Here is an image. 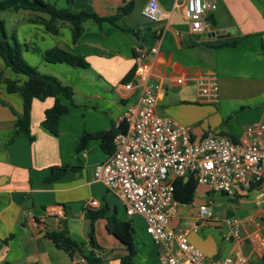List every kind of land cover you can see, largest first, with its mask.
<instances>
[{"label": "crops", "instance_id": "0c3cea01", "mask_svg": "<svg viewBox=\"0 0 264 264\" xmlns=\"http://www.w3.org/2000/svg\"><path fill=\"white\" fill-rule=\"evenodd\" d=\"M147 1L51 0L72 12H95L100 16L114 15L120 6L132 3L131 12L122 21L139 34L140 41L113 24L91 20L84 23V31L75 43L66 23L59 24L56 35L33 22L21 26L16 33L19 42L27 46L22 50L27 62L40 73L56 76L71 86L74 94L72 101L63 99L68 111L59 118L57 134L42 126L44 111L52 106L54 98H34L30 113L33 139L18 136L9 142L16 121L9 106L19 112L22 100L16 93L5 92L0 84V263L86 264L78 253L70 256L57 248L46 232L62 230L84 243L88 251L90 222L86 212L105 205L107 214L93 223L95 239L101 247L97 252L99 264H121L127 254L125 246L106 227V217L114 211L120 220L134 218L130 220L136 254L131 264H160L157 244L151 237L150 241L146 239L138 225L145 224L143 217L127 216L121 199L94 176L95 164L112 154L100 135L126 123L123 113L137 101L139 87L125 88L133 81V74L124 80L131 69L147 67L148 82L161 89L157 111L192 126L194 141L207 131L239 138L247 124L264 119V0H213L216 9L207 14L201 34L190 32L183 17L185 0H157L162 15L156 22L147 21L141 14ZM222 35L239 40L234 45L213 48L203 44ZM52 46L82 54L89 67L45 62V51ZM180 78L182 82H177ZM200 79L217 83L215 99L199 95ZM85 133L92 136L78 150ZM64 166L61 174L48 179L51 167ZM196 191L203 195L198 208H189L194 198L190 204H180L170 226L186 230L189 241L208 258L225 253L248 254L246 241L222 242L211 230L227 231L224 221L230 217L264 218V181L238 187L232 194L213 192L217 195L214 200L206 187L198 185ZM92 199L99 202L98 207H86ZM209 200L213 202L210 205L221 206L218 214L213 213L219 223L215 226L198 222L194 231L199 206ZM60 209L63 216L56 222L55 211ZM249 264H264V254L261 258L251 256Z\"/></svg>", "mask_w": 264, "mask_h": 264}, {"label": "built area", "instance_id": "2783aa9c", "mask_svg": "<svg viewBox=\"0 0 264 264\" xmlns=\"http://www.w3.org/2000/svg\"><path fill=\"white\" fill-rule=\"evenodd\" d=\"M216 9L213 0H185L183 17L192 34H201L207 14ZM149 22L160 20L162 9L157 0H148L141 11ZM158 37L161 31H157ZM156 48H153V51ZM145 65L135 68L133 81L140 89L135 104L127 106L124 131L114 135V149L109 159L94 166V176L124 205L127 216L140 215L145 230L158 246L160 264H249L251 256L264 254V218L230 217L225 219L224 241L244 240L248 254H227L208 258L188 239V232L170 226L177 216L180 203L174 198L176 178L192 176L196 183L212 192L232 194L238 187H248L264 181V119L247 124L239 138L207 131L200 139H192V126L184 125L157 111L161 89L148 82ZM177 82H182L178 79ZM199 95L211 99L218 96V85L211 79L198 80ZM199 206L197 222L219 220L209 210L212 204ZM99 206L89 200L86 207ZM63 211H55L59 222ZM39 227V224H36ZM41 227V226H40Z\"/></svg>", "mask_w": 264, "mask_h": 264}, {"label": "trees", "instance_id": "16d2710c", "mask_svg": "<svg viewBox=\"0 0 264 264\" xmlns=\"http://www.w3.org/2000/svg\"><path fill=\"white\" fill-rule=\"evenodd\" d=\"M133 8L132 3H127L120 6L116 13L111 16H100L95 12H72L68 8L59 7L55 2L46 0H0V10H26L34 14L29 18L30 22L40 23L45 30L51 34H58L60 23L67 24L70 28L71 39L75 43L78 41L84 31V23L88 20L98 24L108 22L119 27L124 32L130 34L137 41L141 40L139 34L132 28L127 27L122 18L129 14ZM46 15V16H43ZM239 37L234 38L227 35L218 36L215 40L204 42L203 44L213 48L223 45H234L238 42ZM26 44L20 43L15 33L8 36L0 22V84H3L5 92L12 94L16 93L21 98L20 111H15L8 103L1 100L3 105H8L10 110L16 117L13 135L9 142L15 137L25 136L30 140L33 136L30 134L31 125V104L34 98L45 99L47 97L54 98L52 106L45 109L42 126L50 132L58 133V122L61 115L68 111L64 100L72 101L74 94L73 88L68 86L56 76L43 74L38 71L35 66L30 65L22 55L23 48ZM137 55V53H135ZM44 61L53 64H67L71 67L86 69L89 64L82 54L75 53L59 46H52L45 51ZM135 68L131 69L124 80H127L133 74ZM127 124L122 123L115 128L111 133L101 134L104 144L111 151L114 149L113 138L119 131H124ZM92 134H84L81 136L78 143V150L85 147ZM236 139V138H235ZM112 143V145H111ZM72 168H77L72 166ZM66 167H51V175L49 180L56 178L61 174ZM174 198L180 204H190L193 201L198 184L189 176L176 178L173 182ZM107 206H102L97 210H87L86 217L89 219V229L87 234L89 250H84V243L77 241L62 230H49L46 232L48 238L52 240L54 245L72 256L78 253L86 264H99L100 257L97 253L101 247L97 243L94 235L93 223L97 218L105 217L107 214ZM107 219L108 232L116 237L126 248L127 254L121 258V264H131L132 258L136 254L134 243V225L130 219L120 220L116 216V212H112ZM5 241V240H3ZM3 241L1 243H3ZM0 264H9L8 261H3Z\"/></svg>", "mask_w": 264, "mask_h": 264}, {"label": "rangeland", "instance_id": "374dc122", "mask_svg": "<svg viewBox=\"0 0 264 264\" xmlns=\"http://www.w3.org/2000/svg\"><path fill=\"white\" fill-rule=\"evenodd\" d=\"M51 2V0H50ZM46 16V15H43ZM29 17L30 13L29 11L26 10H18V11H14V10H0V22L2 23L4 30L6 32V34L8 36H10L12 33H18V30H20L21 26L27 24L29 21ZM29 38L31 39L32 36H29ZM18 40V39H17ZM19 41V40H18ZM32 45V44H31ZM23 58H24V53H22ZM25 59V58H24ZM25 61H27L25 59ZM200 191V190H199ZM199 191H196V195L194 196V201L193 204H191L189 206V208L191 209H195L198 208V202L203 198V195H201V193ZM211 198L214 200L213 197H216L217 195L214 194L213 192L210 193ZM219 209H221V206H214V205H210L209 210L211 212H213L214 214H218L219 213ZM218 211V213H216ZM132 217H128V219H131ZM134 220V218H132V221ZM139 227L142 228L141 230L143 231L144 234H146V239H148L150 241V235L146 232L145 230V224L142 222L138 223ZM201 233V231H199ZM211 232L214 234V236L220 241H223V239L221 238V232H218L217 230H211ZM226 232V231H224ZM227 244V243H225ZM227 255L226 253L221 255V256H225Z\"/></svg>", "mask_w": 264, "mask_h": 264}, {"label": "water", "instance_id": "95a60500", "mask_svg": "<svg viewBox=\"0 0 264 264\" xmlns=\"http://www.w3.org/2000/svg\"><path fill=\"white\" fill-rule=\"evenodd\" d=\"M185 178H187V177H185Z\"/></svg>", "mask_w": 264, "mask_h": 264}]
</instances>
